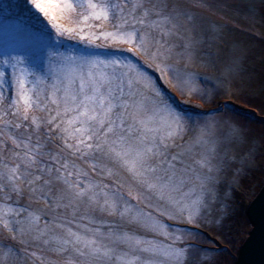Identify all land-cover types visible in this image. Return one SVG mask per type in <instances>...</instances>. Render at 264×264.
Instances as JSON below:
<instances>
[{
	"label": "rangeland",
	"instance_id": "rangeland-1",
	"mask_svg": "<svg viewBox=\"0 0 264 264\" xmlns=\"http://www.w3.org/2000/svg\"><path fill=\"white\" fill-rule=\"evenodd\" d=\"M40 2L48 9L47 16H38L31 0H0V60L5 55L23 54L40 71L36 79L50 75L51 81L45 79L38 86L41 100L50 108L54 106L45 96L51 82L59 83L58 76L71 77L77 66L85 63L121 61L127 67L115 70L128 72L129 78L139 82L134 90L156 114V138L168 145L165 155L175 157L170 167L177 175L183 172L181 165L190 166L192 172L183 188L172 190L170 185L161 193L149 189L119 164L113 166L108 156L94 165L80 154L72 155L68 161V170L73 172L70 182L79 181L84 189L95 186L89 194L104 192L106 195L98 199L109 203L114 199L112 193L120 192L126 197L119 200L127 210L125 216L118 211L112 215L100 212L98 203L86 202L87 197L76 199L67 191L51 202L37 198L39 193L16 203L0 200V254L5 257L4 264H68L75 254L68 256L57 249L69 227L80 234L101 237L131 235L143 241L144 247L159 249L156 253H138L141 259L136 264H236L252 229L246 212L264 186V0H173L192 17L189 21L179 16L188 29L189 39L184 42L189 47L183 49L181 40L169 37L173 47L163 57L152 54L158 46L151 40L138 46L123 43L119 36H108L116 31L111 16L84 22L83 16L90 10L77 7L76 12H70L56 6L65 0ZM196 6L213 9L225 19L197 11ZM137 31L143 29L137 26ZM127 48L135 52L121 50ZM150 70L159 76L161 84ZM15 76L13 72L12 80ZM4 79L0 107L6 110L12 92L8 77ZM35 115L45 117L46 112ZM62 135L67 137V133ZM56 139L63 143L60 137ZM64 151L68 155L74 149ZM162 159L153 157L151 162L158 164ZM162 167L158 164V170ZM194 196L196 202L190 204ZM69 202L71 207L65 208ZM183 206L187 210L182 211ZM216 239L223 249L214 243ZM114 247L121 259L108 264H123L125 257L132 256L131 251H121L126 245ZM90 262L91 257L80 264Z\"/></svg>",
	"mask_w": 264,
	"mask_h": 264
},
{
	"label": "snow or ice",
	"instance_id": "snow-or-ice-1",
	"mask_svg": "<svg viewBox=\"0 0 264 264\" xmlns=\"http://www.w3.org/2000/svg\"><path fill=\"white\" fill-rule=\"evenodd\" d=\"M31 3L33 10H38V16L48 15V9L40 0H31ZM56 6L70 12H76L77 7L90 10L89 15L83 16L81 13L84 22L89 19L108 20L111 16L116 31L108 33V36H119L123 38V43H138V46L151 40L154 46H158L153 49L154 56L159 53L163 57L173 47L169 37L181 40V48L189 47L184 42L189 39L186 36L188 29L180 22L179 16L184 15L189 21L192 17L173 0H135L132 3L129 0H119V3L111 0H65ZM137 26L143 31L138 33ZM191 27L194 29L195 24L192 23ZM121 50L133 51L132 48ZM5 56L4 60H0V64L4 65V69L0 70V85L6 83L4 77L7 76L12 95L8 98L7 109L0 107V200L16 203L20 198L27 199L39 193L37 198L51 202L67 191L76 199L87 197L86 202L98 203L97 210L100 212L107 211L112 215L118 211L121 217L125 216L127 210L119 200L126 197L120 192L112 193L114 199L109 203L107 199H98L106 195L104 192L89 194L95 186L84 189L79 181L70 182L73 172L68 170V161L75 154L88 158L94 165L99 163L102 156H108L113 166L119 164L149 189H159L161 193L170 185L172 190L185 186L192 168L181 165L183 172L177 175V170L170 167V161L175 157L165 155L168 145L163 139L156 138L155 134L159 131L158 127L153 126L156 114L134 90V85L139 82L129 78L128 72L115 70L127 67L126 64L119 60L85 63L78 65L75 75L71 77L58 76L59 83L51 82L45 96L54 106L50 108L41 100L38 86L45 79L51 81V76L36 79V73L40 71L23 54ZM101 65L103 69L114 70H102ZM13 72L16 73L15 80H12ZM29 77L33 79L29 80ZM3 96L0 90V101ZM37 111L46 112L45 117L35 115ZM64 133H67V137L62 135ZM168 135L171 137L173 133L169 132ZM57 137L63 143H58ZM65 149H74V152L65 155ZM153 157H163L158 161L159 165H163L159 170L158 164L151 162ZM196 178L199 179L198 176ZM73 188L79 190L71 192ZM195 202V196L189 200L190 204ZM64 207H71V203ZM181 210H187V206ZM131 221H135V217H131ZM3 226L7 227V223ZM43 243L47 244L48 241L44 240ZM60 243L58 253L68 256L75 254V259L69 260L68 264H80L82 259L89 257L90 264L120 260L114 247L120 243L127 246L121 251L132 253L130 258H124L123 264H136L141 259L138 253L159 252V249L144 247L143 241L131 235L116 233L101 237L88 232L80 234L71 227L67 229L66 236L60 238ZM175 255L179 259L181 254L177 252ZM4 261L5 257L0 254V264H4Z\"/></svg>",
	"mask_w": 264,
	"mask_h": 264
},
{
	"label": "water",
	"instance_id": "water-1",
	"mask_svg": "<svg viewBox=\"0 0 264 264\" xmlns=\"http://www.w3.org/2000/svg\"><path fill=\"white\" fill-rule=\"evenodd\" d=\"M247 217L252 229L240 248L236 264H264V186L248 207Z\"/></svg>",
	"mask_w": 264,
	"mask_h": 264
},
{
	"label": "bare ground",
	"instance_id": "bare-ground-1",
	"mask_svg": "<svg viewBox=\"0 0 264 264\" xmlns=\"http://www.w3.org/2000/svg\"><path fill=\"white\" fill-rule=\"evenodd\" d=\"M211 3H216V1L217 0H209ZM203 6V5H202ZM196 9H197V11H204V12H206L207 14L209 13V14H213V15H216V16H219L221 19H225L221 14H218L216 11H213V9H207V8H205V9H202L201 7H198V6H196L195 7ZM1 13V12H0ZM11 17H17V18H19V19H23L24 21H27V18H25L24 16H19V15H17V14H15V13H10L9 14Z\"/></svg>",
	"mask_w": 264,
	"mask_h": 264
}]
</instances>
